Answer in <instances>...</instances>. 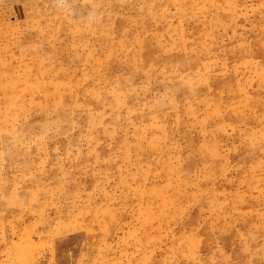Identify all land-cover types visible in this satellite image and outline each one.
Masks as SVG:
<instances>
[{
  "label": "rangeland",
  "instance_id": "obj_1",
  "mask_svg": "<svg viewBox=\"0 0 264 264\" xmlns=\"http://www.w3.org/2000/svg\"><path fill=\"white\" fill-rule=\"evenodd\" d=\"M0 264H264V0H0Z\"/></svg>",
  "mask_w": 264,
  "mask_h": 264
}]
</instances>
